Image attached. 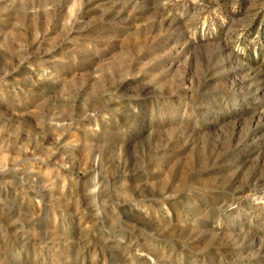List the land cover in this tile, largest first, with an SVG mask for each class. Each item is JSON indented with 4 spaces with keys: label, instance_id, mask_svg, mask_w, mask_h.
<instances>
[{
    "label": "rangeland",
    "instance_id": "1",
    "mask_svg": "<svg viewBox=\"0 0 264 264\" xmlns=\"http://www.w3.org/2000/svg\"><path fill=\"white\" fill-rule=\"evenodd\" d=\"M0 264H264V0H0Z\"/></svg>",
    "mask_w": 264,
    "mask_h": 264
}]
</instances>
